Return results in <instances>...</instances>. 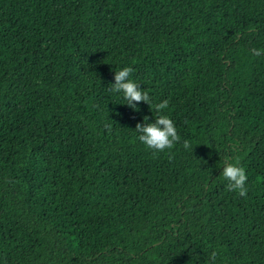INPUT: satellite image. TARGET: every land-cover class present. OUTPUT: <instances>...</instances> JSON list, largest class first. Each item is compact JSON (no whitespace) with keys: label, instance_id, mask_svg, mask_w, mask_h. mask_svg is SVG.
I'll list each match as a JSON object with an SVG mask.
<instances>
[{"label":"trees","instance_id":"1","mask_svg":"<svg viewBox=\"0 0 264 264\" xmlns=\"http://www.w3.org/2000/svg\"><path fill=\"white\" fill-rule=\"evenodd\" d=\"M123 67L168 100L172 149L137 139L161 113L111 91ZM236 160L244 197L222 176ZM213 251L264 264V0H0V264Z\"/></svg>","mask_w":264,"mask_h":264},{"label":"clouds","instance_id":"2","mask_svg":"<svg viewBox=\"0 0 264 264\" xmlns=\"http://www.w3.org/2000/svg\"><path fill=\"white\" fill-rule=\"evenodd\" d=\"M254 55H261L260 50H253ZM132 69L130 67H123L115 71L114 81L111 85V91L114 93H122L123 99L127 105L134 111H138L136 106L132 103L144 101L151 105V107L159 114L151 123L148 122V117H143V123L135 125V132L138 134L137 139L145 145V147L154 153L164 152L167 149H172L176 143L180 142L181 138L177 133L173 121L168 115L162 114V110L168 108V100L153 104L149 94L138 87V84L130 79ZM183 148L192 149V144L188 140L183 141ZM222 176L227 181V188L230 191L238 193L239 196L244 197L247 194V174L245 169L239 165V161L227 162L222 167ZM217 259V252H211L209 256V264H215Z\"/></svg>","mask_w":264,"mask_h":264}]
</instances>
